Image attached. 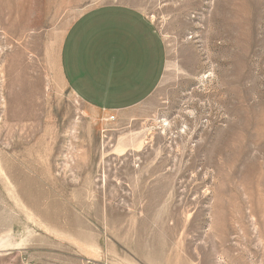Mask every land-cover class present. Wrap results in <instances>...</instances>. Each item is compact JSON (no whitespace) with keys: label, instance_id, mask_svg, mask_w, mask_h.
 Here are the masks:
<instances>
[{"label":"rangeland","instance_id":"rangeland-1","mask_svg":"<svg viewBox=\"0 0 264 264\" xmlns=\"http://www.w3.org/2000/svg\"><path fill=\"white\" fill-rule=\"evenodd\" d=\"M97 13L147 44L90 100ZM0 264H264V0H0Z\"/></svg>","mask_w":264,"mask_h":264},{"label":"crops","instance_id":"crops-1","mask_svg":"<svg viewBox=\"0 0 264 264\" xmlns=\"http://www.w3.org/2000/svg\"><path fill=\"white\" fill-rule=\"evenodd\" d=\"M107 19L103 14L97 13L86 16L79 21L80 23L75 26L73 32L68 35L64 50L68 79L74 77L70 84L75 85L78 94L90 100L105 97L109 91L107 87L104 88L103 85H100L98 76L103 74L104 68H110L111 57L116 56V54L123 56L124 52L122 51L125 46H128L132 51L136 45L140 49L141 44H147L143 36V29L140 28L138 31L123 34L121 26H126V23L122 22L121 25L119 16L116 19L117 28L113 27L115 25L111 23L113 21L108 23L109 19ZM110 48L114 51L108 52ZM134 56L135 54H133ZM135 60L137 59L135 58ZM139 67H141L140 64ZM105 76H108V73ZM140 79V86L135 93H131L134 97L143 95V91L148 87L147 82H143L142 75Z\"/></svg>","mask_w":264,"mask_h":264},{"label":"bare ground","instance_id":"bare-ground-1","mask_svg":"<svg viewBox=\"0 0 264 264\" xmlns=\"http://www.w3.org/2000/svg\"><path fill=\"white\" fill-rule=\"evenodd\" d=\"M1 247H2V248H4V247H6V245L2 244V246H1ZM2 248H1V249H2Z\"/></svg>","mask_w":264,"mask_h":264}]
</instances>
